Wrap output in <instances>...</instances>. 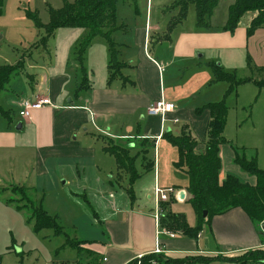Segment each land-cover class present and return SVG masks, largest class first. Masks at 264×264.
I'll return each mask as SVG.
<instances>
[{
  "label": "crops",
  "instance_id": "0c3cea01",
  "mask_svg": "<svg viewBox=\"0 0 264 264\" xmlns=\"http://www.w3.org/2000/svg\"><path fill=\"white\" fill-rule=\"evenodd\" d=\"M123 1L134 8L129 0ZM176 1L162 0L154 7V0H148L143 8H134V16L126 24L119 19L117 10L119 29L113 39L118 46V61L124 65L121 78L109 80L110 53L106 41H99L94 49L97 39L94 40L90 49L93 48L86 54L84 69L80 68L75 53L84 37L70 41L62 54L60 51L49 52L50 62H46V67L31 65L28 68L31 72L13 76L0 96L1 110L6 107L2 106L3 96H8L6 108L18 109L13 115L17 121L11 118L12 124L6 123L0 129L1 158L5 159L4 163L12 159L16 170L26 169L25 179L17 178L10 185L29 189L36 184L35 180H44L57 189L60 179H65L68 184H80L79 191L69 198L78 200L81 196L95 203V224L87 230L86 236L80 233L78 225L83 221L79 217L63 222L60 214L52 210L50 202L46 205V201L42 209L56 219L72 241L82 243L84 251L94 253L97 264H128L157 251L172 257L234 256L264 248V227L252 222L241 209L215 217L209 227H203L197 239L182 231L174 232L172 238L165 233L159 234L157 229L156 203L152 194L156 185L162 188V146L168 142L164 134L179 136L182 130L178 125L183 123L202 144L200 150L207 141L210 114L205 107L212 101L207 100V85L215 83L207 63L221 61L222 69H218L235 75L236 69L243 67L244 51H250V62L253 63V53L263 60L258 65L254 63V67L264 68V27L248 37L251 17L243 19L234 33L224 30L233 0H224L226 12L214 21L216 9L209 29L198 28L197 12L195 15L190 11V8L196 9L190 6L187 26L180 24L166 39L179 9L170 15L165 9L174 6ZM17 79L23 84L22 90L12 85ZM204 92L206 97L201 100ZM36 97H48L53 107L33 111L28 120L21 119L18 112L22 101ZM159 101L174 105V111L150 115L149 107ZM20 123L22 129L17 130ZM107 142L128 150L131 155L139 144L142 151L152 147L153 162L146 163L149 154L145 153L143 160L148 166L135 163L140 176L131 184L129 176L119 170L115 158L105 152ZM225 146L221 147L220 181L231 175L255 186L256 178L235 164L233 151L231 158L229 153L227 159L224 157ZM144 168L148 170L147 174H152L147 179ZM7 187L9 185L2 186V190ZM173 189L179 194V199L172 197L175 202L189 203L191 196L187 186ZM182 193L184 199L180 197ZM146 195L148 202L144 199ZM195 217L192 223L187 220L191 228L197 227L196 213ZM204 229L209 231V239L204 236ZM99 233L102 238L92 237ZM93 258L86 253V264L93 263Z\"/></svg>",
  "mask_w": 264,
  "mask_h": 264
},
{
  "label": "rangeland",
  "instance_id": "374dc122",
  "mask_svg": "<svg viewBox=\"0 0 264 264\" xmlns=\"http://www.w3.org/2000/svg\"><path fill=\"white\" fill-rule=\"evenodd\" d=\"M74 1L75 0H2L0 8V66H15L22 62L26 68L23 74L29 73L31 71L28 68L31 65H35L39 68L46 67V62H50L49 52L60 51L62 54L64 46L69 44L70 41L82 40L86 37L87 33L85 29L82 28L58 29L49 40L47 46H42L41 42L45 36V31L38 30L35 23L29 18V15H34L40 20L42 25L46 26L50 23L51 9L59 10L66 3H73ZM147 1L148 0H138V8H140V6L143 8L144 4H147ZM160 1L162 0H154V7ZM165 1L169 2V0ZM224 3V0H222V2L220 0V5L217 8L214 21L219 19L223 13L226 12ZM169 6L168 10L165 9L168 15H170L173 10L177 9L173 8L172 5ZM117 10L118 17L120 20L123 19L124 24L132 19L136 11L123 0L118 3ZM190 11H194L196 15V10L190 8ZM188 14L189 11L187 16ZM183 23L186 27L188 23L187 17ZM174 30L171 32L173 33ZM172 33H170V36ZM99 41L104 43L106 40L97 38L93 44L94 49L97 47V43H100ZM249 53L244 51L242 55V59L244 58V63H242L243 67H241L242 69H236L237 73L234 74L238 80L253 78L255 81L260 82L264 80V68L258 69L254 67L253 64L256 63L258 65L262 63L263 60L259 58V55H254L255 53H253V63L250 62V65H252L250 68L248 67V70L246 64L251 54ZM208 57L209 54H207V61ZM220 64L221 61H210L207 63V65H209L208 68L211 69L213 74L215 68H221L222 64L221 66ZM12 85L22 90L23 84L21 80L17 79ZM204 95H206V92L201 94V100L206 97ZM7 97L3 96L2 98L3 107L8 106ZM194 98L195 96L192 100H194ZM207 100H212L211 103L224 102L228 108L224 136L229 143L225 146L224 157L227 159L229 153V158H231V152L233 151L232 146L257 149L259 153L258 166L264 170V87L260 89L251 82L243 84L239 86L236 91H233L228 82H215L207 85ZM6 107L2 108L3 112L10 113L13 121H17L16 118L14 120L13 115L18 109L15 107L8 109ZM185 108L188 109L186 106ZM6 123H10L9 119L0 112L1 130ZM183 127V123L178 125L179 130H182ZM173 135H175V133H173ZM140 146L139 144L133 156L136 157L135 162H137L138 166L146 167L148 166L146 163L151 164V162H153L152 147L147 151H142L143 149ZM145 152L149 154V157H147L148 162L146 163H144L143 160ZM162 153L163 158H161L160 173L162 188H186V186L188 188V176L184 174V172L182 173L179 171L175 166L179 159L177 150L168 144V142H165L162 146ZM1 157L2 152H0V264H49V262H52L51 264H65V262H68L66 264H86V253L83 254L69 247L62 248L66 241L65 236H56L51 230H45L38 234L34 232L33 223H30L28 220V212L17 209L18 206H23L25 204V202L22 203L21 201L22 197H24L23 191L25 189H18L16 187L19 186L10 185V183H15L17 178L23 181L26 176V169L16 170L12 159L4 163L5 159ZM31 157L32 155L28 157V160ZM28 162L29 161H27V163ZM144 171V178L147 179V177L152 175H149V173L147 174L148 170L145 168ZM115 177L116 175L114 178ZM60 180L57 189L51 187V185L44 180H35L36 184H33L29 189L27 188V196L41 208L43 202L46 201V205L50 202L52 210L60 214L63 222H71L79 217L83 221V224L78 225L80 233L86 236V234H88L86 233L87 230L89 231L91 225L95 224L93 223L95 222V203L93 204L89 199L81 196L77 197L78 200L69 198L70 196L74 197L72 193L75 194L77 192L80 184H68L65 179ZM113 184L115 185L116 183L113 181ZM6 185H9V187L2 190V186ZM11 190L16 192L18 197H15L11 193ZM152 195H154V193ZM148 197L149 196L146 195L144 198L146 202H148ZM167 213L183 215L191 223L196 219L194 207L190 203L179 204L173 201L167 205L166 214ZM203 234L209 239L210 235L208 230L204 229ZM92 237L102 238V233L92 235ZM80 246L82 247V245ZM228 257L231 258L232 256ZM213 264L228 263L217 262Z\"/></svg>",
  "mask_w": 264,
  "mask_h": 264
},
{
  "label": "trees",
  "instance_id": "16d2710c",
  "mask_svg": "<svg viewBox=\"0 0 264 264\" xmlns=\"http://www.w3.org/2000/svg\"><path fill=\"white\" fill-rule=\"evenodd\" d=\"M119 1L75 0L73 3H66L59 10L51 9L50 23L46 26L42 25L40 20L34 15H29V18L35 23L38 30L45 31V36L41 42V45L45 47L58 29H85L87 36L81 41L75 53L76 62L82 70L84 69L86 54L94 40L97 38L105 39L110 53L109 80L113 81L122 77L121 70L124 67L118 61V46L113 39V34L119 29L117 25V5ZM129 1L137 9V0ZM219 3L220 0H177L173 8L179 9V15L172 20L165 38L169 39L171 31L183 23L192 5L197 12L198 28L209 29L211 18ZM1 5L2 0H0V8ZM251 17L252 21L247 29L248 37H252L257 30L264 27V0H233V4L228 9L227 22L224 27L225 32L234 33L243 19ZM248 65L250 68V59L248 60ZM24 70L25 67L22 62L15 66H0V95L6 90L11 78L16 74L24 73ZM213 71L214 82H228L233 91H236L239 86L251 82L260 89L264 87V80L260 82L255 81L253 78L238 80L235 75L224 73L221 69L215 68ZM85 84L86 82L83 83L82 88L85 87ZM205 109L209 111L210 121L206 132L207 141L202 150L199 149L202 144L192 134L189 126H184L179 136H174L171 133L164 134V138L178 151L179 159L175 164L176 168L183 171L189 178L188 192L191 196L189 203L194 207L197 215V227H189L187 219L183 215L170 213H167V216L165 215L166 205L174 201L172 197L168 203L162 205L163 216L161 224L169 232L182 231L189 237L197 239L203 227H209L215 217L224 215L234 209H241L252 222L264 227V170L258 166V150L232 146L235 164L245 173L256 178L255 186L243 183L231 175L221 182V147L229 143L224 136L228 108L224 102H220L210 103ZM0 111L11 123L10 113L3 112L1 109ZM105 152L115 158L119 170L129 176L131 184L139 178L140 175L135 164L136 157L131 155L128 150L107 142ZM16 188L25 189L23 191L24 197L21 200L25 204L18 206V208L28 212V220L33 223L35 233L51 230L56 236H65L66 243L62 248L69 247L81 253L85 252L90 258L95 256L89 250L84 251L80 246L82 243L72 241L70 235L61 230L55 218L49 216L41 207L30 200L27 196L28 190L26 188ZM11 191L16 197V192ZM205 212H207L206 218L204 217ZM92 261L93 263L91 264H97L96 257L91 259ZM217 262L264 264V248L245 251L231 258L225 255L172 257L165 253L149 254L137 258L128 264H213Z\"/></svg>",
  "mask_w": 264,
  "mask_h": 264
},
{
  "label": "built area",
  "instance_id": "2783aa9c",
  "mask_svg": "<svg viewBox=\"0 0 264 264\" xmlns=\"http://www.w3.org/2000/svg\"><path fill=\"white\" fill-rule=\"evenodd\" d=\"M53 107V104L51 100L48 97H36L35 99H27L23 100L20 106V110L18 112L19 117L23 120H28L31 118V114L33 111H39L41 109H44L46 107ZM174 105L171 104H166L164 101H159L154 104H152L149 107V114L150 115H165L166 113H170L174 111ZM176 197L179 199V194L175 189H163L156 185L154 189V201L156 203V224H157V229L160 231L159 234L165 233L169 235L170 237L174 238L175 234H172L168 231H166L162 224V216H163V211H162V205L166 204L170 201L171 197ZM155 254H161L160 251H157Z\"/></svg>",
  "mask_w": 264,
  "mask_h": 264
},
{
  "label": "water",
  "instance_id": "95a60500",
  "mask_svg": "<svg viewBox=\"0 0 264 264\" xmlns=\"http://www.w3.org/2000/svg\"><path fill=\"white\" fill-rule=\"evenodd\" d=\"M22 129V124L20 123L18 126H17V130H21ZM181 199H184V194L182 193L181 194ZM204 217L206 218L207 217V212L204 213Z\"/></svg>",
  "mask_w": 264,
  "mask_h": 264
}]
</instances>
